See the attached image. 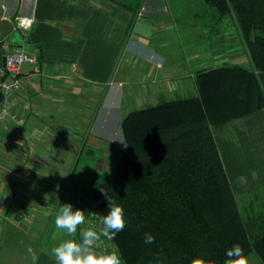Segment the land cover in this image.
I'll return each instance as SVG.
<instances>
[{
    "label": "crops",
    "instance_id": "obj_1",
    "mask_svg": "<svg viewBox=\"0 0 264 264\" xmlns=\"http://www.w3.org/2000/svg\"><path fill=\"white\" fill-rule=\"evenodd\" d=\"M15 15L32 18L26 35ZM230 18L207 0H0V41L39 52L37 67H21L11 115L0 126V264H33L29 246L35 264H56L51 249L67 238L55 227L56 209L75 207L87 191L81 158L89 157L90 144L109 140L98 136L91 84H108L104 95L115 86L117 95L143 99L188 95L192 88L198 95L199 71L239 59L245 62L237 65L252 66ZM231 36L234 46L227 45ZM229 124L235 132L226 138ZM212 133L235 196L264 184V109L213 126ZM250 254L248 263L262 264Z\"/></svg>",
    "mask_w": 264,
    "mask_h": 264
},
{
    "label": "trees",
    "instance_id": "obj_2",
    "mask_svg": "<svg viewBox=\"0 0 264 264\" xmlns=\"http://www.w3.org/2000/svg\"><path fill=\"white\" fill-rule=\"evenodd\" d=\"M207 2L232 14L252 66L201 70L198 95L130 111L120 122L124 152L75 202L100 217L106 194L123 204L128 223L111 240L124 264H191L198 255L223 264L234 244L264 264V227L244 223L212 133L264 109V0Z\"/></svg>",
    "mask_w": 264,
    "mask_h": 264
},
{
    "label": "rangeland",
    "instance_id": "obj_3",
    "mask_svg": "<svg viewBox=\"0 0 264 264\" xmlns=\"http://www.w3.org/2000/svg\"><path fill=\"white\" fill-rule=\"evenodd\" d=\"M227 21H229L231 24L235 23V20L232 18L228 19ZM211 38L212 36H210L209 39ZM236 40L237 38L235 36L226 38L227 43H229L227 45L231 46L230 43H232V46L236 45L235 43ZM215 41H213L211 45L214 46V49L217 51L218 48L216 43H214ZM180 42H182V40L180 39L179 36H177L176 37L177 45ZM225 47L226 46L223 45L222 47H220V50L224 49ZM176 58L178 57L176 56ZM243 60L244 59H239L237 61L231 60L229 61L228 64L225 62L226 64L224 65L235 64V63L244 64L245 61ZM249 67H251V65ZM91 86L95 88L94 89L95 94H98V95H90L92 97L93 96L96 97V101H95L96 115L97 113L100 112L96 123V129H99L100 132L102 130V132L98 136L107 138L109 140H103L101 138L98 140L99 144L96 142L94 146L90 144V149L88 153L89 157L81 158L80 160L78 166L79 168L86 166L87 169V167H89L88 171L86 169L83 171L80 170L81 177L85 181V182L83 181L82 183L87 187V190H89L91 181L96 178V175L105 174L108 171H110L114 167L115 163L118 161L121 154L124 152L125 145L120 131V120L127 113L136 109L155 105L163 100H172V99L185 98L196 95V90L192 88V90L189 91L188 95H184V94L181 95L180 93L176 95H161L160 97L155 99L153 98L143 99L141 97L136 98L135 95H117L118 93L117 86H115L113 89L111 88V92L108 95H104L103 93L109 86L108 84L107 85L91 84ZM103 98H105V102ZM89 104H91V102ZM230 125L231 124L226 126L227 128L229 127V130H226L227 132L225 133L224 136L226 138L233 136L234 135L233 133L235 132ZM213 131H216V128H214ZM218 133L219 130L216 131V134ZM238 147L239 146H236L233 143L232 148H234L236 152H238ZM86 161H88V163H83ZM234 166L236 167V165ZM93 168L96 171L95 177L89 180L92 176ZM82 172H85L87 174ZM255 174L256 173H253L252 175ZM258 184L259 183H257V185L254 184L253 186L255 187L250 189L249 191L242 190L241 192H239L236 195V202L244 223L247 224L255 223L257 227L258 226L264 227V184L263 183L259 185ZM32 247L34 248L33 244ZM250 255H254L258 263H260V261L258 260V258L254 253H251Z\"/></svg>",
    "mask_w": 264,
    "mask_h": 264
},
{
    "label": "clouds",
    "instance_id": "obj_4",
    "mask_svg": "<svg viewBox=\"0 0 264 264\" xmlns=\"http://www.w3.org/2000/svg\"><path fill=\"white\" fill-rule=\"evenodd\" d=\"M107 211L100 217L102 227L97 230L95 226L79 228L86 221L85 210L75 208L72 203H61L55 212V227L63 230L66 237L51 251L56 264H124L121 252L117 248L110 250L98 249L97 242L101 237L114 239L128 223L126 210L123 204L106 194ZM155 237L151 233H144V243L150 244ZM28 252L32 253L33 264L38 259L34 250L29 246ZM223 264H248L247 256L239 244H234L225 253ZM155 264H163L157 259ZM191 264H216L214 259L204 255L194 257Z\"/></svg>",
    "mask_w": 264,
    "mask_h": 264
},
{
    "label": "built area",
    "instance_id": "obj_5",
    "mask_svg": "<svg viewBox=\"0 0 264 264\" xmlns=\"http://www.w3.org/2000/svg\"><path fill=\"white\" fill-rule=\"evenodd\" d=\"M1 8L5 9L4 5H1ZM13 22L16 29L20 30L23 35H26V32L31 27L32 18L24 15H15L13 17ZM1 50L3 52H1ZM38 53V49L34 52H30L23 44L11 46L6 41H0V126L5 119L11 115V101L13 95L19 90L21 67L25 63L37 67L39 61ZM2 56L5 57L4 64L1 60ZM3 144L4 139L0 133V157ZM85 217V223L80 225L79 228L95 226L96 229L99 230L102 227L100 224V215L97 212L88 211ZM96 247L98 249L110 250L114 248V244L111 239L101 237Z\"/></svg>",
    "mask_w": 264,
    "mask_h": 264
},
{
    "label": "water",
    "instance_id": "obj_6",
    "mask_svg": "<svg viewBox=\"0 0 264 264\" xmlns=\"http://www.w3.org/2000/svg\"><path fill=\"white\" fill-rule=\"evenodd\" d=\"M2 63L4 64V61H5V57L4 56H2Z\"/></svg>",
    "mask_w": 264,
    "mask_h": 264
}]
</instances>
